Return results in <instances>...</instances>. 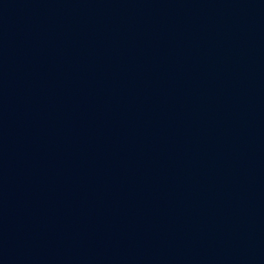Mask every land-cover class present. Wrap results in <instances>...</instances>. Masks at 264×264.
<instances>
[{
    "label": "water",
    "instance_id": "water-1",
    "mask_svg": "<svg viewBox=\"0 0 264 264\" xmlns=\"http://www.w3.org/2000/svg\"><path fill=\"white\" fill-rule=\"evenodd\" d=\"M0 264H264V0H0Z\"/></svg>",
    "mask_w": 264,
    "mask_h": 264
}]
</instances>
